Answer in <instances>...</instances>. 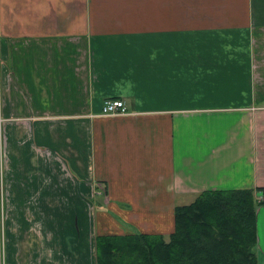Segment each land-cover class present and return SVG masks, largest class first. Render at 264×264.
<instances>
[{"label":"crops","instance_id":"0c3cea01","mask_svg":"<svg viewBox=\"0 0 264 264\" xmlns=\"http://www.w3.org/2000/svg\"><path fill=\"white\" fill-rule=\"evenodd\" d=\"M233 191L264 201V0H0V264H98Z\"/></svg>","mask_w":264,"mask_h":264},{"label":"trees","instance_id":"16d2710c","mask_svg":"<svg viewBox=\"0 0 264 264\" xmlns=\"http://www.w3.org/2000/svg\"><path fill=\"white\" fill-rule=\"evenodd\" d=\"M252 191L208 192L177 209L175 232L98 238V264H259Z\"/></svg>","mask_w":264,"mask_h":264},{"label":"built area","instance_id":"2783aa9c","mask_svg":"<svg viewBox=\"0 0 264 264\" xmlns=\"http://www.w3.org/2000/svg\"><path fill=\"white\" fill-rule=\"evenodd\" d=\"M126 105L122 100L104 101L100 115L104 117L114 118L115 116H126Z\"/></svg>","mask_w":264,"mask_h":264},{"label":"rangeland","instance_id":"374dc122","mask_svg":"<svg viewBox=\"0 0 264 264\" xmlns=\"http://www.w3.org/2000/svg\"><path fill=\"white\" fill-rule=\"evenodd\" d=\"M261 199H262V198H260V201H262Z\"/></svg>","mask_w":264,"mask_h":264}]
</instances>
